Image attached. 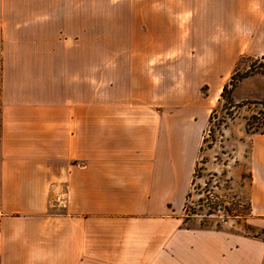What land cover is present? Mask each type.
<instances>
[{"label": "crops", "instance_id": "obj_1", "mask_svg": "<svg viewBox=\"0 0 264 264\" xmlns=\"http://www.w3.org/2000/svg\"><path fill=\"white\" fill-rule=\"evenodd\" d=\"M154 3L0 0V264H264L262 238L184 225L193 152L177 149V168L169 128L159 134L151 112L122 95L80 112L61 74L47 79L64 68L57 55L76 18H132ZM170 4L194 6L198 18H210L202 6L230 7L213 18H262L264 32V0ZM251 49L264 55V45ZM249 173L250 219L264 228V134L251 137ZM63 183L65 211L48 213Z\"/></svg>", "mask_w": 264, "mask_h": 264}, {"label": "rangeland", "instance_id": "obj_2", "mask_svg": "<svg viewBox=\"0 0 264 264\" xmlns=\"http://www.w3.org/2000/svg\"><path fill=\"white\" fill-rule=\"evenodd\" d=\"M197 9L158 0L137 7L132 18H76L57 55L64 68L47 72V79L61 74L64 95L77 100L80 112L103 96L145 107L158 119L159 134L169 128L177 168L185 164L177 149L188 145L193 152L184 225L254 234L249 156L252 135L264 132V55L250 51L264 45L255 27L262 18H213L230 14V7L214 5L199 8L210 18H198ZM236 72L249 75L220 101ZM66 192V183L51 189L48 213L65 211ZM59 195L64 202L55 205Z\"/></svg>", "mask_w": 264, "mask_h": 264}, {"label": "trees", "instance_id": "obj_3", "mask_svg": "<svg viewBox=\"0 0 264 264\" xmlns=\"http://www.w3.org/2000/svg\"><path fill=\"white\" fill-rule=\"evenodd\" d=\"M237 75H238V72L232 74L230 83L229 84H225L223 86L222 92H221V96H220V101L225 98V95H226L225 93L226 92L231 93L232 90L235 89V87H236L235 85H237V83L240 81V77H247L249 74H245L246 76L243 75V76H240L239 78H237ZM229 85H230L231 88H229ZM230 104H232V103H230ZM210 119H211V117H210ZM260 133L264 134V132H260ZM249 212H250V203H249ZM187 223H188L187 218H184V224H187ZM200 225H201L200 226L201 228H206V227H204L205 225H203V224H200ZM252 227L253 228H257L258 232L254 233V234H251L249 231H247L244 235L245 236H249V237H255V238L264 239V228H259V227H254V226H252ZM215 229H221V228H215Z\"/></svg>", "mask_w": 264, "mask_h": 264}]
</instances>
